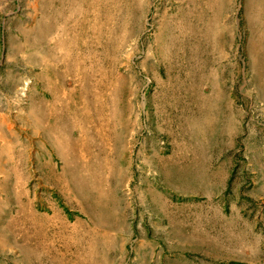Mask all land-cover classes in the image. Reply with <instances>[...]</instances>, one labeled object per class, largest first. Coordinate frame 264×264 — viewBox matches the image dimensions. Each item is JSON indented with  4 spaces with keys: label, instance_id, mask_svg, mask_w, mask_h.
I'll use <instances>...</instances> for the list:
<instances>
[{
    "label": "rangeland",
    "instance_id": "rangeland-1",
    "mask_svg": "<svg viewBox=\"0 0 264 264\" xmlns=\"http://www.w3.org/2000/svg\"><path fill=\"white\" fill-rule=\"evenodd\" d=\"M0 264H264V0H0Z\"/></svg>",
    "mask_w": 264,
    "mask_h": 264
}]
</instances>
